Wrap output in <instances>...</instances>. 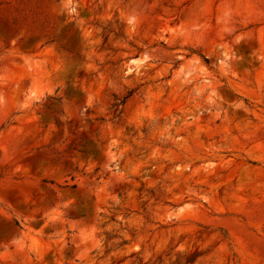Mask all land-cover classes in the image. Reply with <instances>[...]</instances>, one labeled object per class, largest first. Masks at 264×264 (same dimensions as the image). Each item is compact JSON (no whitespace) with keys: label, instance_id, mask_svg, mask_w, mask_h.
<instances>
[{"label":"rangeland","instance_id":"rangeland-1","mask_svg":"<svg viewBox=\"0 0 264 264\" xmlns=\"http://www.w3.org/2000/svg\"><path fill=\"white\" fill-rule=\"evenodd\" d=\"M0 264H264V0H0Z\"/></svg>","mask_w":264,"mask_h":264}]
</instances>
